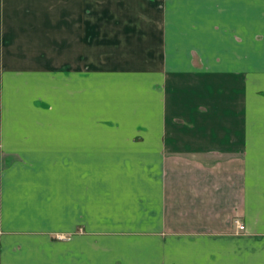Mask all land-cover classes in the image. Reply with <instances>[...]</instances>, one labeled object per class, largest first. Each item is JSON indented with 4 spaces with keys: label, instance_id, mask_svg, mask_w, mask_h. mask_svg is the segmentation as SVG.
Instances as JSON below:
<instances>
[{
    "label": "crops",
    "instance_id": "0c3cea01",
    "mask_svg": "<svg viewBox=\"0 0 264 264\" xmlns=\"http://www.w3.org/2000/svg\"><path fill=\"white\" fill-rule=\"evenodd\" d=\"M15 1L0 264H264V0H213V34L192 0L165 45L110 0Z\"/></svg>",
    "mask_w": 264,
    "mask_h": 264
},
{
    "label": "rangeland",
    "instance_id": "374dc122",
    "mask_svg": "<svg viewBox=\"0 0 264 264\" xmlns=\"http://www.w3.org/2000/svg\"><path fill=\"white\" fill-rule=\"evenodd\" d=\"M23 1L24 0H16L14 4L21 5ZM124 1L125 4L123 5ZM191 1L192 0H138L137 4L136 0H110L109 7H112L113 10L122 9L126 12V14L128 13L132 16L134 15V17H137L142 27H144L145 30L148 31V35L152 34L153 36H157L159 37L160 42H162L165 39L170 40L171 33H175L177 35L193 33V31H189L187 28L181 30V28H183L184 22L192 18L189 15L188 6V2ZM198 1L201 2V0ZM203 2L206 4L203 8L204 13L202 14L200 21L198 20V17H195V29H199L200 31L203 30L202 32L206 31L213 34V30L209 29L208 27L210 22H212L211 26H214L215 8L212 4L213 0H207L206 2ZM98 4L99 2H96V6ZM109 9L111 10V8ZM21 15L23 14L20 13V10L16 9L15 16L19 17ZM107 17H110L112 20L114 19V15L112 12H109L107 14ZM109 23L110 20H106L105 23H96V26H100V33L96 35L98 38L101 37L102 33H109L108 29L114 26V24L109 25ZM121 28L124 29L123 26H121ZM14 30L19 31L20 29L17 30L14 28ZM165 43L166 41L163 42V45H165ZM159 49L162 51V56L165 57L166 48L162 47ZM237 231L238 232L235 231L234 234H242L245 232L244 227Z\"/></svg>",
    "mask_w": 264,
    "mask_h": 264
},
{
    "label": "built area",
    "instance_id": "2783aa9c",
    "mask_svg": "<svg viewBox=\"0 0 264 264\" xmlns=\"http://www.w3.org/2000/svg\"><path fill=\"white\" fill-rule=\"evenodd\" d=\"M234 223H235V226H236V229H237V230L243 228L242 223H241L238 219H235Z\"/></svg>",
    "mask_w": 264,
    "mask_h": 264
}]
</instances>
